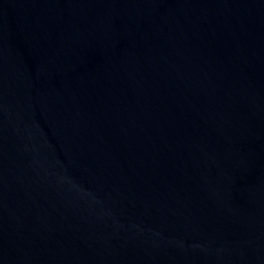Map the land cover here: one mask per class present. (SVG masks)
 Returning <instances> with one entry per match:
<instances>
[{"label":"water","instance_id":"95a60500","mask_svg":"<svg viewBox=\"0 0 264 264\" xmlns=\"http://www.w3.org/2000/svg\"><path fill=\"white\" fill-rule=\"evenodd\" d=\"M0 264H264V0H0Z\"/></svg>","mask_w":264,"mask_h":264}]
</instances>
